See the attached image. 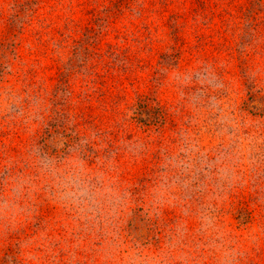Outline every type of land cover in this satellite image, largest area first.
Returning a JSON list of instances; mask_svg holds the SVG:
<instances>
[{
    "label": "rangeland",
    "instance_id": "rangeland-1",
    "mask_svg": "<svg viewBox=\"0 0 264 264\" xmlns=\"http://www.w3.org/2000/svg\"><path fill=\"white\" fill-rule=\"evenodd\" d=\"M0 264H264V0H0Z\"/></svg>",
    "mask_w": 264,
    "mask_h": 264
}]
</instances>
